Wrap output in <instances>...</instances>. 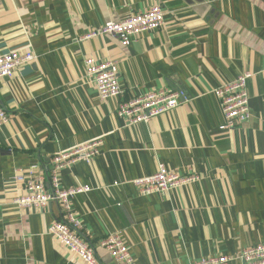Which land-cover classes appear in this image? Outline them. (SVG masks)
Returning a JSON list of instances; mask_svg holds the SVG:
<instances>
[{"label":"crops","instance_id":"0c3cea01","mask_svg":"<svg viewBox=\"0 0 264 264\" xmlns=\"http://www.w3.org/2000/svg\"><path fill=\"white\" fill-rule=\"evenodd\" d=\"M159 4L164 26L124 48L110 36L81 38ZM30 49L34 63L0 80V264H83L46 234L60 206L18 210L14 176L46 180L55 154L101 139L95 160L60 173V189L88 186L71 210L101 264L99 242L118 234L136 264H190L264 244V0H0V56ZM113 62L121 95L101 101L84 62ZM247 82L251 118L222 130L213 91ZM161 90L186 102L127 127L117 104ZM163 164L199 178L141 197L130 184ZM46 183V182H45ZM229 264H238L231 262Z\"/></svg>","mask_w":264,"mask_h":264},{"label":"built area","instance_id":"2783aa9c","mask_svg":"<svg viewBox=\"0 0 264 264\" xmlns=\"http://www.w3.org/2000/svg\"><path fill=\"white\" fill-rule=\"evenodd\" d=\"M165 17L166 11L159 4H154L147 10L133 13L120 22H108L85 34L81 40L110 36L117 39L122 47L127 48L132 38L161 29L165 24ZM35 59L36 56L30 49L1 55L0 80L12 78L16 70L34 63ZM84 77L94 87L102 102L116 100L122 93L113 62L97 64L92 58H86ZM251 77L252 74L249 73L241 74L212 92L220 100L224 119L222 130L232 127L233 124H244L251 118L247 93V82ZM184 102H186L184 92L161 90L128 102H119L115 113L125 122V126L131 127L146 124L151 119L168 113ZM8 120L9 115L0 104V126L5 125ZM102 144L101 139H94L55 154L50 160L51 167L46 173V180L34 177L30 171L27 172V176L18 174L13 178L19 195L12 200L11 205L16 209L39 210L47 207L50 203L60 206L63 219L53 222L47 228L46 234L56 240L69 255L80 260L83 264L101 263L94 257L89 243L79 233L82 230V225L71 210V200L77 195L90 193L92 189L88 186L78 185L68 190H61L59 178L62 170H70L79 163L91 164L98 156ZM198 180L197 176L178 174L159 163L153 174L132 180L130 184L136 189L139 196L148 197L192 186ZM1 211L0 206V213ZM98 245L116 264H136L128 247L118 234H110ZM231 262L264 264V244L247 247L232 257L201 258L190 264H229Z\"/></svg>","mask_w":264,"mask_h":264}]
</instances>
